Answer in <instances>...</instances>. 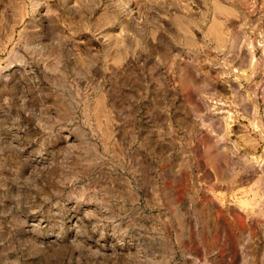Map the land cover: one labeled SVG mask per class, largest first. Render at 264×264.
I'll return each instance as SVG.
<instances>
[{
    "label": "rangeland",
    "instance_id": "1",
    "mask_svg": "<svg viewBox=\"0 0 264 264\" xmlns=\"http://www.w3.org/2000/svg\"><path fill=\"white\" fill-rule=\"evenodd\" d=\"M0 264H264V0H0Z\"/></svg>",
    "mask_w": 264,
    "mask_h": 264
},
{
    "label": "bare ground",
    "instance_id": "2",
    "mask_svg": "<svg viewBox=\"0 0 264 264\" xmlns=\"http://www.w3.org/2000/svg\"><path fill=\"white\" fill-rule=\"evenodd\" d=\"M253 116H254V115H253ZM209 117H210V116H208V118H209ZM211 117H212V116H211ZM212 118L214 119V117H212ZM212 118H211V119H212ZM215 118H216V117H215ZM209 119H210V118H209ZM216 120H217V119H216ZM216 120H214V121L212 120L213 122H212V121H209L210 125H211V123L214 124V122H215ZM217 121H219V120H217ZM217 121H216V122H217ZM220 121H221V120H220ZM220 121H219V122H220ZM219 122H217V125H218ZM215 124H216V123H215ZM217 125H216V127H218ZM222 125H223V124H222ZM220 126H221V125H220ZM207 127H208V126H207ZM209 127H211V126H209ZM216 127H215V125H212V127H211V128H212V131L214 130L213 128H216ZM223 127H224V125H223ZM221 128H222V127H221ZM221 128H219L220 131H222ZM226 128H227V127H226ZM217 129H218V128H217ZM222 129H225V128H222ZM215 130H216V129H215ZM215 130H214V132H217V131H215ZM219 130H218V131H219ZM226 131H227V130H225V132H226ZM223 132H224V130H223L222 132H220V133L222 134ZM217 133H218V132H217ZM220 133H219V134H220ZM214 134H216V133H214ZM219 134H216V136H217V135L219 136V137H218V136L216 137V138H217V140H216L217 142H218V141H222L221 139H224V140L226 139V141H228L229 138H227L228 136L226 137V134H227V133L222 134V135H224V138H223L222 135H219ZM212 135H213V134H212ZM209 136H210V135H209ZM211 138H212V137H211ZM212 139L215 140L214 138H212ZM226 141H225V142H226ZM214 142H215V141H214ZM222 142H223V141H222ZM225 142H223V144H224ZM229 142H230V141H229ZM231 143H235V142H234V141H233V142L231 141ZM216 144H218V143H216ZM225 144H226V143H225ZM220 145H222V144H220ZM218 146H219V144H218ZM229 146H230V145L228 144V147H229ZM232 146H234V144H232ZM232 146H231V147H232ZM236 146H237V145H236ZM231 147H230V148H231ZM237 147H238V146H237ZM237 147H236V148H237ZM236 148H235V149H236ZM232 149H233V148H232ZM232 149H230V150H232ZM235 149H234V150H235ZM238 149H239V148H238ZM234 150H232V152H235L237 149H236L235 151H234ZM223 151H224V150H223ZM230 152H231V151H230ZM244 155H245V154H244ZM250 163H251V162H250ZM252 164H253V162H252ZM252 164H250V166H251ZM253 166H254V164H253ZM257 170H258V168H257ZM257 170H256V171H257ZM259 170H260V169H259ZM256 171H255V172H256ZM220 213H221V211H219V214H218V211H217V215H218V216L220 215ZM235 214L237 215L238 219H240V220H242V219L244 218V217H242V214H241V215H240L239 213L237 214V212H236ZM236 215H235V216H236ZM221 216H222V215H221ZM219 217H220V216H219ZM238 219H237V220H238ZM240 222H243V221H240ZM227 223H228V222H227ZM229 223H230V222H229ZM229 226H230V225H229Z\"/></svg>",
    "mask_w": 264,
    "mask_h": 264
}]
</instances>
